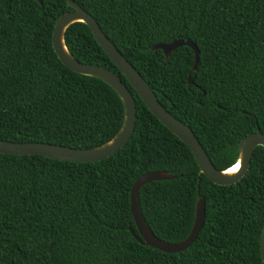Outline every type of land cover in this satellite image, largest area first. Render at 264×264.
Instances as JSON below:
<instances>
[{"label": "trees", "instance_id": "trees-1", "mask_svg": "<svg viewBox=\"0 0 264 264\" xmlns=\"http://www.w3.org/2000/svg\"><path fill=\"white\" fill-rule=\"evenodd\" d=\"M134 68L159 104L197 139L215 170L231 168L246 136H264V0H72ZM64 0H0V141L91 149L123 121L104 82L64 67L51 47ZM188 41L164 59L154 45ZM63 43L77 62L114 73L135 104L133 133L110 157L91 163L0 154V264H261L264 151L253 150L239 181L218 186L199 173L187 146L142 104L87 26ZM187 76L192 84L186 83ZM148 172L174 179L138 192L153 236L188 235L198 199L203 225L185 250L138 244L129 213L133 182Z\"/></svg>", "mask_w": 264, "mask_h": 264}, {"label": "water", "instance_id": "water-1", "mask_svg": "<svg viewBox=\"0 0 264 264\" xmlns=\"http://www.w3.org/2000/svg\"><path fill=\"white\" fill-rule=\"evenodd\" d=\"M35 1L37 3L39 2V0ZM64 1L71 8V11L64 13L54 22L51 31L52 50L58 61L70 71L79 75L94 77L104 82L114 90L123 107L122 125L118 132L108 142L91 149H70L59 145L45 143L19 144L0 141V154L15 156H41L56 161L71 163L98 162L110 157L121 149L132 135L135 120V104L131 94L120 82L119 78L114 73L103 68L77 62L69 55L64 46L63 32L65 28L72 23L81 22L87 26L94 41L119 70L144 107L171 134L187 146L196 163L199 173L206 177L211 183L218 186H230L237 183L245 174L249 166L253 150L259 146L264 151V136L258 133V130L256 129L254 133L244 137L239 142L237 147L238 158L236 162L239 163L240 167L233 175H225L224 171L219 172L215 170L191 131L164 110L139 74L101 33L93 18L81 10L80 7H78L72 0ZM180 46L188 47L192 51L193 65L191 71H194L197 65L198 51L195 46L188 41L175 40L166 45L158 44L151 47V50H159L165 59L174 49ZM186 83L188 85L192 84L190 76H187ZM171 179H174V177L166 172L144 173L133 182L128 198L129 213L136 231V234H134L131 228L128 227L127 230L130 236L138 244L166 254L178 253L188 248L195 241L203 225L204 219V204L202 199H198L194 206L192 225L185 239L176 244H166L153 236L141 217L137 200L138 192L143 186L151 182L166 181ZM259 255L261 264H264V223L259 235Z\"/></svg>", "mask_w": 264, "mask_h": 264}, {"label": "bare ground", "instance_id": "bare-ground-1", "mask_svg": "<svg viewBox=\"0 0 264 264\" xmlns=\"http://www.w3.org/2000/svg\"><path fill=\"white\" fill-rule=\"evenodd\" d=\"M239 164L238 162H236L231 168H229L228 170L224 171L225 175H233L237 169H236V165ZM234 169H236L235 171H233Z\"/></svg>", "mask_w": 264, "mask_h": 264}, {"label": "snow or ice", "instance_id": "snow-or-ice-1", "mask_svg": "<svg viewBox=\"0 0 264 264\" xmlns=\"http://www.w3.org/2000/svg\"><path fill=\"white\" fill-rule=\"evenodd\" d=\"M239 167H240V165L237 164V165H236V169H239ZM236 169H234L233 171H235Z\"/></svg>", "mask_w": 264, "mask_h": 264}]
</instances>
